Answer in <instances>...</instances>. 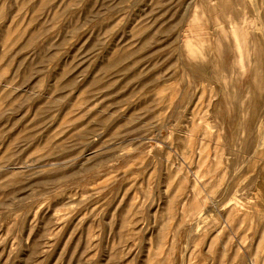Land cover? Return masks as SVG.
<instances>
[{
	"label": "rangeland",
	"instance_id": "obj_1",
	"mask_svg": "<svg viewBox=\"0 0 264 264\" xmlns=\"http://www.w3.org/2000/svg\"><path fill=\"white\" fill-rule=\"evenodd\" d=\"M0 264H264V0H0Z\"/></svg>",
	"mask_w": 264,
	"mask_h": 264
}]
</instances>
